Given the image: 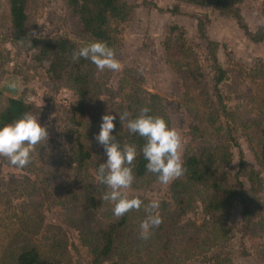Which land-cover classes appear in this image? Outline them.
Returning <instances> with one entry per match:
<instances>
[{
    "label": "rangeland",
    "instance_id": "374dc122",
    "mask_svg": "<svg viewBox=\"0 0 264 264\" xmlns=\"http://www.w3.org/2000/svg\"><path fill=\"white\" fill-rule=\"evenodd\" d=\"M124 1L131 6L129 14L112 24L121 69L101 72L95 67L92 114L77 127L92 159L79 169L72 157L76 125L68 112L76 94L66 82L51 80L44 63L34 58L38 45L30 47L57 37L82 44L76 20L65 0H29L26 40L18 42L11 37L7 0H0V108L6 97H22L36 106L34 114L49 132L25 168L0 157V259L7 244L17 243L38 249L56 264H264V38L252 41L233 16L211 4ZM263 5L264 0L234 3L251 32L264 28ZM197 18L204 21L205 34L226 70L219 95ZM172 25L185 30L188 50L183 55L164 47L169 36L174 40ZM188 69L198 81L189 77ZM132 88L165 101L170 126L183 138V160L201 144L228 150L229 161L217 179L226 186L242 182L239 191L252 201L251 228L243 229L242 198L234 197L211 216L204 210L211 193L208 184H187L181 191L174 189L181 176L164 185L152 173L135 178L129 189L144 205L152 199L160 202L162 222L151 229L150 238H140L139 225L147 216L143 205L139 211L114 216L113 203L100 198L108 189L95 178L107 155L95 146L94 133L105 113L116 116L115 124L120 122L118 106ZM121 127L117 124L113 131L116 138ZM111 224L116 225L111 252L97 261L93 247Z\"/></svg>",
    "mask_w": 264,
    "mask_h": 264
},
{
    "label": "trees",
    "instance_id": "16d2710c",
    "mask_svg": "<svg viewBox=\"0 0 264 264\" xmlns=\"http://www.w3.org/2000/svg\"><path fill=\"white\" fill-rule=\"evenodd\" d=\"M187 1L197 5L211 4L220 13L233 16L243 33L254 42H260L264 38V28L259 27L256 32H251L248 29L238 9L234 7V3L239 0ZM28 2L29 0H7L11 37L18 42H25L26 40ZM65 2L70 15L76 20L78 37L82 39L83 43L71 41L66 37H57L47 38L40 44L32 42L30 47L34 48L38 45L34 58L44 63L45 70L51 80L66 82L76 94L77 102L69 108L68 112L70 111L71 120L76 125L72 136L73 162L76 163L77 168L82 169L92 159V153L77 127L80 128L84 120L92 114L90 100L92 92L97 87V81L94 78L96 66L90 60L84 58L73 62L71 59L72 53L93 40L104 41L113 48L116 39L112 24L125 19L131 6L125 3L124 0H65ZM262 11L264 14V5ZM197 19L198 34L206 39L211 69L215 73L213 77L214 90L219 95L218 85L225 79L226 70L219 65L214 42L210 41L205 34L204 21L200 18ZM170 30L171 34L174 35V40L172 41L171 36H169L167 40L163 41L165 49L168 53L169 51H174V53L183 55L188 50L185 30L178 25H172ZM188 75L190 78L196 79L190 69H188ZM195 81L198 80L196 79ZM106 91L110 92L111 90L108 88ZM218 97L220 98V96ZM123 99L124 102L118 106L120 108L117 114L119 118L120 112L125 110L132 114L131 118H135L141 108L148 107L150 109L149 114L163 116L170 125L164 104L165 101L158 94L147 92L140 88H132L124 95ZM35 110L36 106L22 97L8 96L4 106L0 108V126L19 118L25 112L31 111L35 113ZM117 124L122 125L117 140L121 141V143L134 144L137 148V156L133 162L135 178L145 179L151 174L146 170L147 161L142 153L145 140L138 134L130 133L126 127H123L121 121L115 125ZM100 125L101 120L96 125L94 136L99 133ZM94 144L96 147L101 146L96 139ZM260 158L264 163V129L261 130ZM228 161L229 152L226 148L201 144L194 154L184 158L183 166L185 172L180 177L181 179L176 180L174 189L183 191L187 184L189 186L208 184L211 193L208 198L204 199V210L206 213L212 214L211 216L230 204L229 202L234 197L242 198L243 229L248 230L251 228L253 220V208L251 205L252 201H248L243 196V193L239 191L240 188L238 187L241 186L242 182H238L240 186L235 184L226 186L217 179L220 170ZM115 231L116 225L111 224L108 230L102 232L100 241L93 247L95 260L99 261L108 258L112 249ZM0 262L1 264H56L38 249L24 245L20 247L17 243L7 244ZM110 264L119 263L113 261ZM124 264L133 263L127 262Z\"/></svg>",
    "mask_w": 264,
    "mask_h": 264
},
{
    "label": "clouds",
    "instance_id": "9594fccd",
    "mask_svg": "<svg viewBox=\"0 0 264 264\" xmlns=\"http://www.w3.org/2000/svg\"><path fill=\"white\" fill-rule=\"evenodd\" d=\"M80 58L90 60L101 72L105 69L114 72L121 69L115 49L101 40H93L73 51L72 61L77 62ZM149 113L150 109L143 107L135 118H131L132 114L125 110L120 112V121L130 133L138 134L145 140L142 153L147 161L146 170L154 174L159 183L167 185L185 172L183 138L179 130L171 127L163 116ZM115 120V115L105 113L100 131L95 136L107 155L106 162L99 165L95 177L99 184L108 189L100 198L113 203V214L117 218L133 210L139 211L143 205L147 216L139 225L140 238L147 240L151 236V229L162 222L157 211L160 202L152 199L144 205L139 197L130 194L129 189L135 180L133 162L137 148L134 144L121 143L113 135ZM48 138V128L40 123L38 116L31 111L25 112L19 118L0 126V157L23 169L31 162L36 146L45 145Z\"/></svg>",
    "mask_w": 264,
    "mask_h": 264
}]
</instances>
